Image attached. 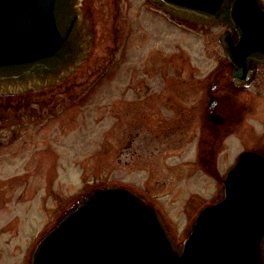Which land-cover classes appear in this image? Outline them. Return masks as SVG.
Segmentation results:
<instances>
[{"label": "rangeland", "instance_id": "1", "mask_svg": "<svg viewBox=\"0 0 264 264\" xmlns=\"http://www.w3.org/2000/svg\"><path fill=\"white\" fill-rule=\"evenodd\" d=\"M85 9L93 13L95 44L84 68L89 77L83 86L71 93L64 82L47 91L28 92L30 97L53 98L46 107L45 100L31 104L36 109L33 116L3 121L0 115L4 142L0 145V264H28L36 243L61 212L81 195L106 184L147 186L152 195L162 189L158 200L170 210L164 219L181 241L195 211L219 197L223 177L240 154L264 155V66L249 87L233 82L220 42L226 24L203 26L174 18L149 0H86ZM216 74L220 76L216 94L237 113L220 132L216 163L187 165L185 155L193 146L178 150L179 144L169 141V149L163 151L168 152V162L186 164L172 173L161 171L156 158L161 150L156 147L162 146L148 139L156 120L151 114L133 119L132 103L140 108L154 93L177 94L172 106L198 109L186 138L196 140L200 134L207 143L208 92ZM88 87V99H71ZM8 101L18 102L0 99V111ZM13 106L18 110L16 103ZM178 109L166 111L164 117L172 119ZM3 124L9 125L4 129ZM34 174L38 181L32 179ZM46 174L51 180L43 182ZM188 205L195 207L193 212Z\"/></svg>", "mask_w": 264, "mask_h": 264}, {"label": "water", "instance_id": "2", "mask_svg": "<svg viewBox=\"0 0 264 264\" xmlns=\"http://www.w3.org/2000/svg\"><path fill=\"white\" fill-rule=\"evenodd\" d=\"M86 0H0V95L53 86L94 45ZM201 24L227 23L220 37L237 85L264 63L262 0H149ZM28 264H264V155L245 151L178 242L157 209L109 185L85 194L37 242Z\"/></svg>", "mask_w": 264, "mask_h": 264}, {"label": "flooded vegetation", "instance_id": "3", "mask_svg": "<svg viewBox=\"0 0 264 264\" xmlns=\"http://www.w3.org/2000/svg\"><path fill=\"white\" fill-rule=\"evenodd\" d=\"M262 2L264 3V0H262ZM159 11H163V10L159 8ZM182 20H186V19H182ZM187 21H190V20H187ZM200 25H202V24H200ZM203 26H205V25H203ZM229 29L230 28L227 25L226 30H229ZM93 49H94V47L92 48L87 61L84 62L83 64H81V66L73 74H71L66 80H63V81L59 82L58 84H56L52 87L45 88V89L38 90V91H43V90L47 91L48 89L57 87L59 84L64 83V82H67V88H68V90H71V93L73 91V88L78 87V86L82 87L83 84L86 82V78L89 77L88 76L89 72L84 70V68H85V65L87 67V62L91 59V54L93 52ZM98 60L100 61L101 58H99ZM228 64H229L230 70L232 71L231 64L229 62H228ZM98 66L100 67L101 65H98ZM262 66H264V63H262L259 66L255 81L258 78L259 71H260V68ZM215 77L217 78V80H215V81H213V83H211V85L209 86L210 91L208 92L209 93V101L207 104L208 111L206 113V116H207V122H208L207 133L210 137V140L208 141V139L206 137L205 141L207 143H205L204 141L203 142L201 141L203 139H202L200 134L198 135V138L196 140H193V138H186L187 128L189 126L191 127L192 124L194 125L196 120H197L196 115H197L198 109L193 107L190 110H187V108L184 104V106L178 107L180 109V111H179V109L177 107H174L171 105V104H175V102H177L176 98H174V96H177V94H175V95L173 94L174 96L172 97L171 94H165V93L159 92L157 95L154 93L153 95H151L148 98L147 101H143L141 103L140 108H139L138 103H132V105L130 107L131 112H129V114L132 115L133 119L138 118V117L144 118L146 114L147 115L151 114L152 115L151 118H155V120H156V123H155L154 122L155 120L153 119L154 123L150 128L148 139L152 143H156V145L159 143L160 146H162V147L159 146L160 148L156 147V150H158V151L161 150L160 151L161 154H159V155L156 154V156H158L156 158L162 164V166H161L162 170L161 171L166 172V173H172L176 169L180 168V166L183 168L186 163H187V165L190 163H191L190 165H194V164H192V162L195 163L196 161L203 162L208 167H209V165L216 163L217 151L219 149L218 148V144H219L218 139L220 137H222L220 132H221L222 128L225 127V125H228V124L230 125L231 123H233L237 113L234 111V109L232 108V106L229 102L224 101L222 96H218L216 94V90H217L218 85H219V79L218 78L220 76L218 74H216ZM239 87H245V86H239ZM89 90H90V87H88L87 90L86 89L83 90V93L79 96H71V99L73 98V101L86 100L90 96ZM38 91H34V92H38ZM30 92H32V91H30ZM52 98L53 97H51V100L49 101L48 97H38V96H33V97L31 96L30 97V96H27L26 93L19 94V95L0 96V99L18 100V102L8 101L5 105H3L2 111H0V115L2 116L1 118L3 121H8L11 119L24 118L26 114L33 116L34 114H36V109L31 104H33V103L35 104L39 100H42V101L45 100V101H48L44 105L46 107V104L51 103ZM227 99H228V97H227ZM180 100H179V102H181L182 104L186 103L185 100H181V101ZM14 103H16V105L18 106V110H14V106H13ZM54 103H58V102L54 101ZM44 106H43V108H44ZM172 108L178 109L175 112L176 114L174 115V117L172 119L170 118V116L164 117V116H166V111H168V110L172 111ZM28 110H29V112L26 113ZM145 110H146V112H144ZM157 120H158V122H157ZM31 123H33V122L31 121ZM7 125H9V124H3L4 129L6 128ZM132 126L137 127V126H139V124L138 125L132 124ZM138 129H140V128H138ZM6 130H8V128ZM13 135L15 136L16 134L14 133ZM223 137L227 138L228 136H226V134H223ZM148 139L146 138L145 141L147 142ZM169 141H174L173 143L179 144L178 150H181L183 147H185V148L190 147V145L193 146V147L188 148L189 149V151H188L189 155H185L186 156L185 157V162H186L185 164H183L184 162L183 163L179 162V163H175V164H170L168 162V155H167L168 152L163 153V151H166L169 149V147H170ZM152 143L149 144L150 145L149 149L152 148ZM165 143H167V145ZM207 144H210L212 146V148L211 149L204 148V145H207ZM0 145H4V142L0 141ZM132 145H133V140L130 142V146H132ZM163 146H166V148H164ZM153 152L154 151H152V153ZM152 153H150L151 156L153 155ZM141 158H143V157H141ZM190 158H191V160H190ZM51 162H52V165L50 166V168H51V170H53L54 164H55L54 156H53V158H51ZM194 166H196V165H194ZM187 170H189V173H190V169L188 168ZM50 173L52 175V171ZM35 176L36 175L34 174L32 179L35 181H38L39 179H34ZM42 177L44 178L43 182L51 180V179H49V177H47V174L42 176ZM27 178H28V176H27ZM41 178H40L39 182H41ZM168 179H169V177L166 176L165 181L163 182V183H166L164 185L165 187H167V185L169 184ZM25 182H26V180H25ZM118 185H122V186H125L127 188H130L135 193H137L138 195H140L144 199H146L149 202H151L152 204H154V206H156V208L158 209L159 213L162 216L169 214L170 210L168 208H166L165 204L161 200H158V198H159L158 194H160V192H162V189H159L160 192L154 191L157 195L154 193L152 195V191H151L150 187H147V186L137 187L136 185H129V184H125V183L124 184L120 183ZM154 197H157V199H155ZM212 202H214V201H212ZM72 204L73 203H71L69 206H67L61 212V214L66 212V210ZM187 209L190 211L192 210V212H193L195 207L188 205ZM199 210L195 211L194 216L199 212Z\"/></svg>", "mask_w": 264, "mask_h": 264}]
</instances>
